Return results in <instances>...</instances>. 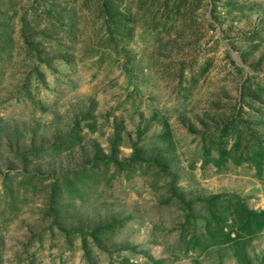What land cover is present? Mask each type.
<instances>
[{"label":"rangeland","instance_id":"1","mask_svg":"<svg viewBox=\"0 0 264 264\" xmlns=\"http://www.w3.org/2000/svg\"><path fill=\"white\" fill-rule=\"evenodd\" d=\"M263 151L264 0H0V264H264Z\"/></svg>","mask_w":264,"mask_h":264},{"label":"trees","instance_id":"2","mask_svg":"<svg viewBox=\"0 0 264 264\" xmlns=\"http://www.w3.org/2000/svg\"><path fill=\"white\" fill-rule=\"evenodd\" d=\"M4 25H5V23H2L1 26H4ZM260 155L261 156L264 155V151L262 153H260ZM61 179L67 180V177L64 175L63 177H61ZM92 179H93V176H91L90 172L86 170V171H83L81 174L78 173L77 176H75V177L73 176L71 179V182L73 181L72 183L75 184V191H77V190H79V188L81 186L80 183H82L83 184L82 186L85 187L88 184V182ZM56 197H57V192H54L52 199H54ZM239 214H240V216L238 217V219L240 222L245 221V223L247 224L248 222L255 220L256 223L258 224L260 222L259 219L264 216V210L260 211V212H252V211H249V210L242 208L241 213H239ZM213 216L216 217V214L213 213Z\"/></svg>","mask_w":264,"mask_h":264}]
</instances>
